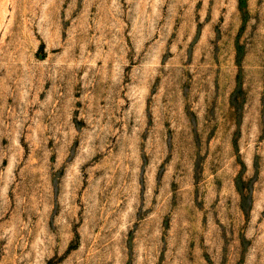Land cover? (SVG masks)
I'll list each match as a JSON object with an SVG mask.
<instances>
[{"label": "rangeland", "instance_id": "rangeland-1", "mask_svg": "<svg viewBox=\"0 0 264 264\" xmlns=\"http://www.w3.org/2000/svg\"><path fill=\"white\" fill-rule=\"evenodd\" d=\"M0 264H264V0H0Z\"/></svg>", "mask_w": 264, "mask_h": 264}]
</instances>
